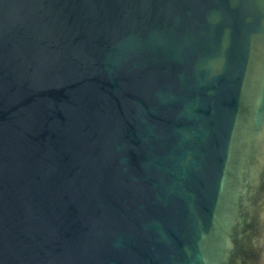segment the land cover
<instances>
[{"label":"water","instance_id":"obj_1","mask_svg":"<svg viewBox=\"0 0 264 264\" xmlns=\"http://www.w3.org/2000/svg\"><path fill=\"white\" fill-rule=\"evenodd\" d=\"M0 264H264V0H0Z\"/></svg>","mask_w":264,"mask_h":264}]
</instances>
